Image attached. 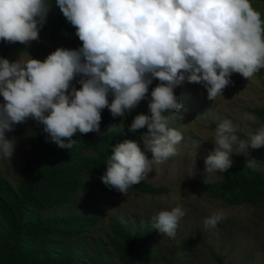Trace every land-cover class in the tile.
I'll use <instances>...</instances> for the list:
<instances>
[{
	"label": "clouds",
	"instance_id": "clouds-1",
	"mask_svg": "<svg viewBox=\"0 0 264 264\" xmlns=\"http://www.w3.org/2000/svg\"><path fill=\"white\" fill-rule=\"evenodd\" d=\"M76 29L79 49L58 47L43 61L0 57V158H11L16 141L6 137L16 124L32 118L52 142L71 149L77 132H99L102 110L124 117L147 99L149 114L134 117L129 130L147 128L139 143L124 140L112 147L102 182L126 195L148 178L154 165L178 155L183 136L170 124L183 107L174 89L185 82L203 85L207 98L222 96L233 73L247 80L264 69V20L251 0H56ZM51 10L50 0H0V41L28 45ZM80 76V88L72 82ZM109 95L113 98L109 102ZM141 110V109H140ZM136 111V110H135ZM134 111V112H135ZM181 117V116H179ZM182 118V117H181ZM255 123L257 117L245 113ZM67 140V142H65ZM215 151L205 158V173H223L231 154L249 158L264 148V127L241 138L231 121L214 131ZM183 206L160 210L154 227L175 239ZM227 218L223 209L204 221L215 229Z\"/></svg>",
	"mask_w": 264,
	"mask_h": 264
},
{
	"label": "rangeland",
	"instance_id": "rangeland-1",
	"mask_svg": "<svg viewBox=\"0 0 264 264\" xmlns=\"http://www.w3.org/2000/svg\"><path fill=\"white\" fill-rule=\"evenodd\" d=\"M254 9L261 13L264 20V0L258 3L251 0ZM69 32L63 41H49L39 36V39L28 44V53H15L7 59L11 61H27L35 58L43 61L58 47L79 49L78 44L71 41ZM80 76L72 84L78 89ZM230 83L213 101L207 98V90L203 85L185 82L174 89L180 97L183 107L178 111L177 118L170 126L182 133L183 139L176 146L178 155L171 157L165 163L154 165L153 171L144 180L154 187L165 188L166 193L150 195L129 189L126 195L114 188L106 186L101 179L85 175L82 189L72 203L63 207L61 214H96L102 217V223L88 235L87 243L96 241L106 246L110 236V225L114 220L129 227L149 229L156 232L154 244L157 250L155 264H264V210L260 207L242 204L227 205L217 199L207 197L199 188L200 181L219 182L223 174H206L205 158L215 151L212 142L214 132L210 125H219L228 120L238 135L248 136L255 133L261 122L246 120L245 113L250 109L259 108L264 102V69L247 80L239 73H233ZM159 83L153 80L149 86L147 99L140 102L137 109L143 114H149L148 103L151 90ZM109 95V102L112 100ZM0 103L3 97L0 96ZM109 113L110 111L105 108ZM252 114V113H251ZM124 116V117H125ZM124 117L113 118L111 113L102 118L100 131L92 132L100 135L106 131L121 128ZM37 121L28 118L24 123L16 124L12 132H6L7 138H15V151L11 158H0V173L11 184L16 185L25 160L30 153L29 136ZM142 151L148 159H152L150 150H146L137 139ZM232 166L245 165L254 171L264 172V162L254 158L255 163L248 165L249 158L231 154ZM183 206L186 215L180 220L175 239L160 234L154 227L152 217L160 210H171ZM223 209L227 218L215 229L206 230L205 219L214 211ZM105 254L111 264L116 263L115 255L105 248ZM89 251V249H88Z\"/></svg>",
	"mask_w": 264,
	"mask_h": 264
},
{
	"label": "trees",
	"instance_id": "trees-1",
	"mask_svg": "<svg viewBox=\"0 0 264 264\" xmlns=\"http://www.w3.org/2000/svg\"><path fill=\"white\" fill-rule=\"evenodd\" d=\"M50 3L51 10L39 36L59 42L73 32L71 41L82 47L75 27L63 16L56 0ZM15 53H28V45L0 41V57ZM249 111L264 127V102ZM138 114H143L142 110L125 116L121 128L100 135L77 132L72 137L76 143L71 149L52 142L44 126L37 123L30 133V153L16 185H11L0 173V264H111L104 253L107 247L116 257L115 264L156 263L155 231L129 227L114 220L106 246L93 240L88 245V235L102 223V217L59 213L77 197L85 175L101 179L115 144L137 141L147 132L146 127L135 132L129 130ZM109 115L106 109L102 110V118ZM216 127L211 124V131ZM251 156L264 162V148L251 150ZM222 174V181L199 182L200 190L207 197L227 205L249 204L264 210V172L235 165ZM130 189L150 195L167 192L144 181Z\"/></svg>",
	"mask_w": 264,
	"mask_h": 264
}]
</instances>
